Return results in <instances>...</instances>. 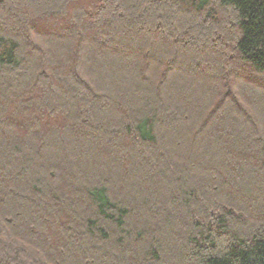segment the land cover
Segmentation results:
<instances>
[{"label":"trees","instance_id":"obj_1","mask_svg":"<svg viewBox=\"0 0 264 264\" xmlns=\"http://www.w3.org/2000/svg\"><path fill=\"white\" fill-rule=\"evenodd\" d=\"M261 91L264 0H0V264H264Z\"/></svg>","mask_w":264,"mask_h":264},{"label":"rangeland","instance_id":"obj_2","mask_svg":"<svg viewBox=\"0 0 264 264\" xmlns=\"http://www.w3.org/2000/svg\"><path fill=\"white\" fill-rule=\"evenodd\" d=\"M263 93V95L259 94L260 96H263L264 97V92L261 91ZM262 97V98H263ZM259 102L257 104H259L261 102V100H258ZM255 107V108H254ZM254 107H250V106H247L248 110L247 111H251L252 114H250L252 116V118L255 120L256 124H255V127L253 126L252 128L255 130V131H263L264 130V112L263 111H258V106H254ZM68 139V138H67ZM206 143V142H205ZM78 161L80 163H82L85 159L83 157H80L78 156ZM254 182V181H252ZM253 184V183H252ZM251 184V185H252ZM255 185V184H253ZM250 186V189H248V192H249V195H242L241 198H238V202H239V205L243 206V205H247V208H251V206L248 204H243L244 202H247V201H251L250 199H253V202L256 203V202H259V203H263V192H261V196L257 195V191L255 189V186ZM243 187V185H242ZM245 194V193H243ZM255 195H256V198H255ZM245 196V197H244Z\"/></svg>","mask_w":264,"mask_h":264}]
</instances>
